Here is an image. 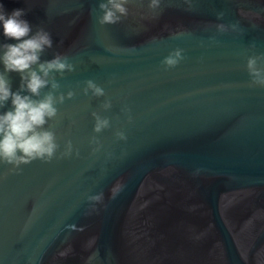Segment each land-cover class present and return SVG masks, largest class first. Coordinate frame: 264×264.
<instances>
[{"label":"water","instance_id":"water-1","mask_svg":"<svg viewBox=\"0 0 264 264\" xmlns=\"http://www.w3.org/2000/svg\"><path fill=\"white\" fill-rule=\"evenodd\" d=\"M99 2L0 0L51 33L42 60L75 65L56 78L77 95L49 123L61 151L65 140L79 151L19 172L0 164V264H264V88L245 68L250 44L264 53V0H161L152 14L131 0L127 18L104 26ZM0 43L15 41L0 29ZM176 48L185 59L165 70ZM87 79L106 95H83ZM93 111L112 124L96 153Z\"/></svg>","mask_w":264,"mask_h":264},{"label":"clouds","instance_id":"clouds-1","mask_svg":"<svg viewBox=\"0 0 264 264\" xmlns=\"http://www.w3.org/2000/svg\"><path fill=\"white\" fill-rule=\"evenodd\" d=\"M190 0H186L189 3ZM131 0H100L98 9L100 15L97 23L101 26L115 25L127 18L130 12ZM161 0H148L147 9L152 14L160 7ZM26 9H14L7 13L0 5V29L6 40L15 43H0V110L5 109L10 101L9 110L0 111V164L11 165L10 172H19L22 165H28L39 160L44 163L54 158H69L79 156L71 140H65L63 150L57 141V136L50 121L58 120L59 106L66 100L73 99L77 93L73 90L61 92L57 76L63 78L65 73L74 72L75 65L62 53H55L52 59L42 60L44 53L53 48V38L44 27L33 26L24 18ZM217 20H222L224 12L216 14ZM218 33L241 31L237 23L215 24ZM215 42L214 37L209 38ZM256 45L250 44L252 55L246 59L245 68L249 75V86L264 88V53L255 52ZM185 59L184 50L176 48L161 60L165 70L177 67ZM9 73H17L20 83L15 91ZM80 89L83 95L100 98L106 95L105 89L94 80L87 79ZM47 89V91H45ZM103 111H109L113 105L110 99H105L100 105ZM127 113L125 106L121 109ZM93 118L92 135L89 145L92 152L100 151L102 145L100 133L109 129L112 124L107 116L98 112L91 113ZM131 117H129V120ZM117 140H126L124 131L117 130ZM120 190H113L112 196L119 195ZM90 202H102L103 193L87 197Z\"/></svg>","mask_w":264,"mask_h":264}]
</instances>
